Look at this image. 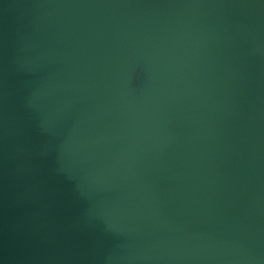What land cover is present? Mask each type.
<instances>
[{
    "label": "water",
    "instance_id": "obj_1",
    "mask_svg": "<svg viewBox=\"0 0 264 264\" xmlns=\"http://www.w3.org/2000/svg\"><path fill=\"white\" fill-rule=\"evenodd\" d=\"M0 264H264V0H0Z\"/></svg>",
    "mask_w": 264,
    "mask_h": 264
}]
</instances>
